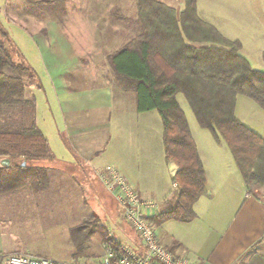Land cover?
Masks as SVG:
<instances>
[{
    "label": "crops",
    "instance_id": "obj_1",
    "mask_svg": "<svg viewBox=\"0 0 264 264\" xmlns=\"http://www.w3.org/2000/svg\"><path fill=\"white\" fill-rule=\"evenodd\" d=\"M47 1L0 0V27L14 29L13 48L36 72L32 86L45 100L35 99L37 110L43 105L36 121L54 154L43 165L46 187L0 195V264L13 254L61 262L99 258L102 234L96 231L82 247L73 238L75 228L95 217L109 238L144 254L143 241L98 177L115 165L143 197L158 203V213L169 202L167 187L155 184L165 156L146 149L150 128L161 117L157 110L137 111L136 98H129L134 92L119 85L108 61L141 30L139 0ZM157 1L178 11L186 6V0ZM197 12L225 37L239 40L241 53L264 71V0H197ZM236 115L264 137V109L257 102L239 95ZM199 136L206 191L194 204V219L156 226L160 243L169 248L178 242L174 254L193 264H264V188L246 184L224 140ZM87 231L79 229L77 238Z\"/></svg>",
    "mask_w": 264,
    "mask_h": 264
},
{
    "label": "trees",
    "instance_id": "obj_2",
    "mask_svg": "<svg viewBox=\"0 0 264 264\" xmlns=\"http://www.w3.org/2000/svg\"><path fill=\"white\" fill-rule=\"evenodd\" d=\"M137 15L141 30L108 61L119 85L135 93L137 111H158L165 161L176 166L175 205L153 216L154 225L194 219V204L207 188L204 163L178 93L186 96L199 125L226 142L246 184L264 188V137L236 115L241 94L264 109V71L241 53L239 40L225 37L200 18L197 0H186L182 11L157 0H139ZM6 42L9 34L0 27V195L23 188L42 190L49 177L37 162L54 157L36 121V100L24 98L36 72L29 64L14 61V48ZM27 108L34 109L33 115ZM7 158L10 164L3 165ZM79 229H88L80 239ZM96 231L106 244H114L96 217L74 229L75 244L82 247ZM179 245L174 242L168 249L174 254Z\"/></svg>",
    "mask_w": 264,
    "mask_h": 264
},
{
    "label": "built area",
    "instance_id": "obj_3",
    "mask_svg": "<svg viewBox=\"0 0 264 264\" xmlns=\"http://www.w3.org/2000/svg\"><path fill=\"white\" fill-rule=\"evenodd\" d=\"M98 177L123 209L128 224L143 241L146 250L144 254L113 238L114 244H105L103 255L96 259L61 262L30 254H13L5 264H193L188 257L177 256L160 243L156 226L151 220L158 214V203L143 197L120 168L108 164L98 171Z\"/></svg>",
    "mask_w": 264,
    "mask_h": 264
},
{
    "label": "rangeland",
    "instance_id": "obj_4",
    "mask_svg": "<svg viewBox=\"0 0 264 264\" xmlns=\"http://www.w3.org/2000/svg\"><path fill=\"white\" fill-rule=\"evenodd\" d=\"M9 36H13L15 34V31L14 29H10L8 31V29L4 28ZM7 46L9 48H12V46L14 47L13 45V42L11 41V37H10V42H6ZM13 58H14V61H17V62H21L23 61L24 63L28 64L26 58L20 54V52L18 51V49L14 48V51H13ZM33 80V79H32ZM30 88H27L25 90V93H24V98L26 99H39V102H43L45 104V100L42 101V97H41V94L40 92L36 91V89L38 88V85H31L29 86ZM32 88V89H31ZM130 97V101L132 102L134 98H136V95L135 93H131L129 95ZM179 100L181 101L182 103V108L184 111H186L188 118H189V124L191 123L192 125L195 126V129H194V132L192 133L193 134V137L195 136L196 138L199 139V141H201V138H200V133L204 132L206 134H209L211 136L214 137V139H216V137L214 136V134L212 133V131L210 129H206V128H202L199 123H198V120L192 110V108L190 107V104L188 102V100L186 99V96L183 94V93H178L177 94ZM242 105V104H241ZM240 105V112L241 111H245V108L242 109ZM26 111L28 112V114H32L33 115V112H34V109L33 108H27ZM42 112H43V105L40 106L39 110L36 109V113L39 115H42ZM154 114H158L157 111H153ZM246 116H248L249 114V111H247L246 109ZM158 116V115H156ZM187 118V119H188ZM130 122H131V119H130ZM25 123H29V120H25ZM131 124H134V121L131 122ZM192 126V127H194ZM197 127V128H196ZM151 132H149V135L147 136L146 140H147V144L148 146L146 147L147 149V152H148V147H149V150L150 152L152 153V155H156L161 158H164V155H163V151H164V148H163V124H162V120L159 119V121L157 122H154L153 123V126L150 128ZM116 137L118 139H120V136L118 134H116ZM222 140V139H221ZM51 163V161L49 159H42V160H38L37 164H39L40 166L44 165L45 163ZM163 167H162V170L159 169L158 170V177H156V186H161V187H167L168 189V193H167V196L169 197V202L165 203V205H161L159 210L161 211H165V210H168V209H171L174 205H175V202H176V193H175V189L172 188L173 186V177H174V173H175V165L173 163H167L166 161H163ZM152 187V186H150ZM153 188V187H152ZM157 190V189H156ZM108 194V193H106ZM111 195V194H110ZM114 198V197H113ZM115 199V198H114ZM156 200H160V198H154ZM163 201V199L161 200ZM121 207H119L117 205V209L120 210Z\"/></svg>",
    "mask_w": 264,
    "mask_h": 264
},
{
    "label": "water",
    "instance_id": "obj_5",
    "mask_svg": "<svg viewBox=\"0 0 264 264\" xmlns=\"http://www.w3.org/2000/svg\"><path fill=\"white\" fill-rule=\"evenodd\" d=\"M1 163L3 164V165H9L10 164V159H4V160H2L1 161Z\"/></svg>",
    "mask_w": 264,
    "mask_h": 264
}]
</instances>
